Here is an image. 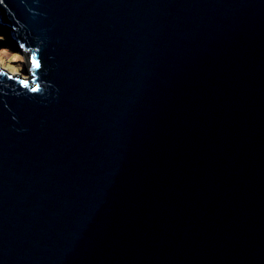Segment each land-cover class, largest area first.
<instances>
[{
  "label": "water",
  "instance_id": "95a60500",
  "mask_svg": "<svg viewBox=\"0 0 264 264\" xmlns=\"http://www.w3.org/2000/svg\"><path fill=\"white\" fill-rule=\"evenodd\" d=\"M0 34V264H264V0H0Z\"/></svg>",
  "mask_w": 264,
  "mask_h": 264
},
{
  "label": "rangeland",
  "instance_id": "374dc122",
  "mask_svg": "<svg viewBox=\"0 0 264 264\" xmlns=\"http://www.w3.org/2000/svg\"><path fill=\"white\" fill-rule=\"evenodd\" d=\"M5 41L6 44H2ZM0 65L12 75H20L30 78L31 75L25 73L29 68L28 59L21 53L19 45L9 42L8 38L0 34Z\"/></svg>",
  "mask_w": 264,
  "mask_h": 264
},
{
  "label": "snow or ice",
  "instance_id": "6c2138e0",
  "mask_svg": "<svg viewBox=\"0 0 264 264\" xmlns=\"http://www.w3.org/2000/svg\"><path fill=\"white\" fill-rule=\"evenodd\" d=\"M36 66H37V67H39V65H38V64H36Z\"/></svg>",
  "mask_w": 264,
  "mask_h": 264
},
{
  "label": "trees",
  "instance_id": "16d2710c",
  "mask_svg": "<svg viewBox=\"0 0 264 264\" xmlns=\"http://www.w3.org/2000/svg\"><path fill=\"white\" fill-rule=\"evenodd\" d=\"M2 44H6L5 41Z\"/></svg>",
  "mask_w": 264,
  "mask_h": 264
},
{
  "label": "clouds",
  "instance_id": "9594fccd",
  "mask_svg": "<svg viewBox=\"0 0 264 264\" xmlns=\"http://www.w3.org/2000/svg\"><path fill=\"white\" fill-rule=\"evenodd\" d=\"M2 67V66H1ZM3 68V67H2Z\"/></svg>",
  "mask_w": 264,
  "mask_h": 264
}]
</instances>
